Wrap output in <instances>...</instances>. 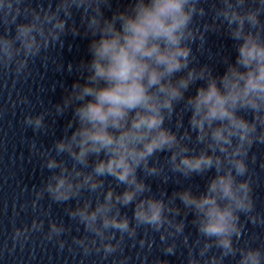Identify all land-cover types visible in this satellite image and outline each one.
<instances>
[{
  "label": "clouds",
  "instance_id": "9594fccd",
  "mask_svg": "<svg viewBox=\"0 0 264 264\" xmlns=\"http://www.w3.org/2000/svg\"><path fill=\"white\" fill-rule=\"evenodd\" d=\"M204 2L129 0L109 17L105 10L112 0H55L46 7L0 0V68H11L16 78L30 75V62L42 52L62 48L68 33L90 37L91 58L78 64L80 78L54 105L57 116L72 113L63 136L49 149L31 145L51 173L42 187H34L31 206L36 209L45 195L56 203L75 200L65 212L83 226L85 235L74 236L72 244L84 256L122 252L125 237L135 240L137 230L147 227L160 234L166 256L176 254V238L182 237L187 264H224L237 255L236 264H264V247L237 246L241 215L264 225V216L255 213L247 163L253 146L264 144V0H212L208 10ZM209 11L210 21L197 23ZM210 32L226 33L234 42L235 59L224 58L223 74L193 52L194 44L197 51L204 48ZM67 69L72 72L73 65ZM193 86L194 94H188ZM45 115L28 114L24 123L34 132L46 130ZM174 115L175 130L166 126ZM161 153L167 154L162 163ZM65 154L70 166L58 159ZM168 172L184 178L214 175L202 192L186 187L171 195L151 194L145 178L167 183ZM108 177L122 190L105 188ZM85 192L95 199L81 200ZM129 206L131 218L121 211ZM189 214L200 237L192 244L184 235ZM43 226L42 219H33L30 226L15 228L13 247ZM68 231L63 221L49 220L45 238L63 249L67 242L60 237ZM145 243L152 248L150 239L139 240L141 248ZM213 248L218 255H208Z\"/></svg>",
  "mask_w": 264,
  "mask_h": 264
}]
</instances>
